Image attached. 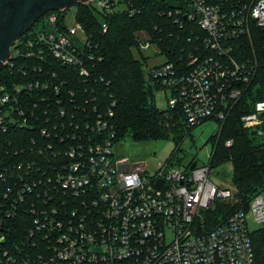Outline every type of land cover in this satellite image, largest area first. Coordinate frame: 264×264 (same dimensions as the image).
<instances>
[{
  "label": "built area",
  "instance_id": "2783aa9c",
  "mask_svg": "<svg viewBox=\"0 0 264 264\" xmlns=\"http://www.w3.org/2000/svg\"><path fill=\"white\" fill-rule=\"evenodd\" d=\"M183 1L179 8L168 6L167 13L175 11L199 28L193 51L184 63L147 60L145 77L170 92L166 108L181 113L186 132L208 118L216 119L220 129L264 63V0ZM83 3L104 12L136 10L133 0ZM72 4L74 22L69 23L66 12ZM72 4L57 8L62 22L58 12L50 11L41 20L45 27L18 36L0 67V130L15 124L32 128L45 115L38 131L41 142L32 137L26 155L37 151L52 162L50 168L40 167L38 174L32 172L33 160L20 161L17 167L25 165L24 178L6 184L8 167L0 154V213L9 214L25 202L32 217L33 247L19 259L5 251L0 264H256L248 221L264 226V185L236 205L234 188L210 177L214 148L207 163L190 167L191 160L179 168L166 159L150 169L115 155L112 146L118 141L109 122L111 108L108 116L98 115L94 121L69 122L74 131L63 136L60 116L68 112L62 106L64 80L35 78L7 84L2 79L1 68L11 70L19 56H51L76 67L79 75H89L84 60L94 58L91 40ZM137 40L142 51L153 48L160 54L145 31L137 33ZM23 89H41L42 96L31 100L22 96ZM240 123L264 141V98L251 101V110L240 115ZM231 142L227 139L225 145ZM218 200L232 208L213 220L211 211ZM7 203L10 210L3 207Z\"/></svg>",
  "mask_w": 264,
  "mask_h": 264
},
{
  "label": "trees",
  "instance_id": "16d2710c",
  "mask_svg": "<svg viewBox=\"0 0 264 264\" xmlns=\"http://www.w3.org/2000/svg\"><path fill=\"white\" fill-rule=\"evenodd\" d=\"M74 4L77 8L76 19L84 26L94 53L93 59L85 57L84 60L85 63L87 60L89 75L81 76L76 67L51 56H19L14 68H1L2 79L7 84L35 78L64 80L61 88L62 106L68 112L60 116L63 136L74 131L69 122L83 124L85 119L94 121L98 115L108 116V108H111L113 113L108 117L115 133L114 140L128 137L132 141H147L172 135L177 141L184 129L182 115L177 109H159L156 106L155 91L160 87L152 85L145 77L144 64L148 57L138 47L137 33L145 31L165 60L184 63L188 61L187 56L193 51L195 36L200 32L196 24L184 16H178L175 11L169 15L167 11L170 9L163 0H133L136 10L132 13L128 10L104 12L83 2ZM50 11L58 12V22H62V12L53 8L45 11L27 30L45 27L47 23L45 20L42 23L41 20ZM134 50L140 57L135 55ZM19 66L24 67V73L18 70ZM71 91L74 95L70 94ZM41 94V89L22 91V96H28L34 101H38ZM262 98L264 63L259 64L247 94L213 135L214 152L211 164L231 163V181L236 187L235 196L238 199L236 205L248 201L264 185V141L240 123V115L251 110V101ZM30 118L33 119V116ZM43 118L40 116L32 128L15 124L5 131L0 130V154L8 167L5 174L6 184L21 182V177L24 178L25 165L17 167L20 161L31 163L33 160L32 172L38 174L42 172L40 167L50 168L52 162L43 154L35 151L32 155H26L32 137H36L38 143L41 142L42 136L38 131L43 125ZM83 131L84 128L77 130V133ZM227 139H232L229 146L225 145ZM63 146L61 144V148ZM24 204L25 202L16 204L13 208L7 203L3 207L8 210L12 207L10 213H0V235L3 236L0 239V259L3 263L6 259L3 255L5 251L19 259L22 253L33 248L29 236L32 217L28 206ZM230 208L231 205L218 200L210 218L221 219ZM250 237L255 263L264 264V226L252 230Z\"/></svg>",
  "mask_w": 264,
  "mask_h": 264
},
{
  "label": "rangeland",
  "instance_id": "374dc122",
  "mask_svg": "<svg viewBox=\"0 0 264 264\" xmlns=\"http://www.w3.org/2000/svg\"><path fill=\"white\" fill-rule=\"evenodd\" d=\"M97 7V6H96ZM75 6H69L66 12V19L69 23L74 22ZM135 55L140 57V54L134 50ZM142 53L148 57L147 60L156 63L163 61L164 57L161 54H155L153 48L143 50ZM170 92L166 88L160 87L155 91V103L159 109H164L167 106V97ZM219 122L214 118H208L195 125L187 132L182 129L181 137L174 140L170 135L168 138L144 141L141 148H134L135 145L128 137L120 139L113 144L112 149L117 157L127 156L132 159V151L136 150L145 154V165L150 169L155 167L159 162L170 159L171 164L181 168L189 161L193 160L196 164L208 162V155L213 148V135L219 130ZM180 135V132H179ZM173 151V152H172ZM232 166L230 162L214 164L210 177L213 181L221 185H229L233 187L236 193V187L231 181ZM251 229L257 228V224L248 221Z\"/></svg>",
  "mask_w": 264,
  "mask_h": 264
},
{
  "label": "water",
  "instance_id": "95a60500",
  "mask_svg": "<svg viewBox=\"0 0 264 264\" xmlns=\"http://www.w3.org/2000/svg\"><path fill=\"white\" fill-rule=\"evenodd\" d=\"M86 0H0V67L8 57L14 40L29 28L45 11L66 7ZM167 6L179 8L183 0H164ZM193 161L190 167H193Z\"/></svg>",
  "mask_w": 264,
  "mask_h": 264
},
{
  "label": "crops",
  "instance_id": "0c3cea01",
  "mask_svg": "<svg viewBox=\"0 0 264 264\" xmlns=\"http://www.w3.org/2000/svg\"><path fill=\"white\" fill-rule=\"evenodd\" d=\"M147 141H150V140H147ZM143 142L144 141H135L133 143V145H135L134 148L135 149L136 148H141L142 147V144H140V143H143ZM146 157H145V154L143 152H139V151L133 150L132 151V159L131 160L134 161V162L145 163Z\"/></svg>",
  "mask_w": 264,
  "mask_h": 264
},
{
  "label": "flooded vegetation",
  "instance_id": "af4514ba",
  "mask_svg": "<svg viewBox=\"0 0 264 264\" xmlns=\"http://www.w3.org/2000/svg\"><path fill=\"white\" fill-rule=\"evenodd\" d=\"M32 23H33V22H32ZM32 23L29 24V27L31 26Z\"/></svg>",
  "mask_w": 264,
  "mask_h": 264
}]
</instances>
